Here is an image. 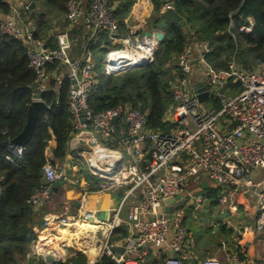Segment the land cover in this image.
<instances>
[{"label": "built area", "instance_id": "built-area-1", "mask_svg": "<svg viewBox=\"0 0 264 264\" xmlns=\"http://www.w3.org/2000/svg\"><path fill=\"white\" fill-rule=\"evenodd\" d=\"M3 2L5 0H0ZM170 7H173L172 1L167 2L163 10ZM27 9L28 6H24V10ZM13 14L16 16L17 11L13 10ZM64 17L69 28L84 25L90 31V42L95 43L105 35L111 43L120 46L102 61L107 75L144 68L154 60L159 45L157 39L121 37L108 0H88L87 3L69 0ZM14 18L0 21V35L20 41L25 47L28 67L36 76L38 89L32 102L42 101L39 92H43L51 80H56V86L62 79L71 82L67 110L72 124V150L77 152L76 156L90 176L83 179L79 171L70 174L48 159L42 170L43 185L27 201L30 206L42 207L51 196L53 185L59 182L79 189L82 203L92 194L123 188L125 201L135 197L124 220L119 217L120 209L106 222L86 212L81 220L104 231L98 258L105 256L115 264H190L185 218L189 209L197 210L203 204L197 194L204 184L221 189L218 204L229 209L237 210L238 195L246 192L252 196L257 207L254 226H245L244 230L254 228L264 233V63L245 70L231 61L225 70H215L207 62L213 52L209 43L189 32L190 42L174 63L182 77L171 92L173 106L167 112L168 131L152 132L146 127L145 114L138 109L118 106L95 113L90 108V95L99 86L97 65L87 48L78 58L72 56V40L67 31L57 32L53 45H49L34 40L33 30L19 26ZM253 26L249 18L241 30L251 33ZM118 54L140 57L142 62L119 68L114 63ZM52 64H57L58 71L47 70ZM197 71H200L198 80L191 81ZM196 84L206 89L207 101H198L192 89ZM206 104L208 108H204ZM81 145L84 149L78 151ZM23 152L24 148H15L4 159L11 163L13 157L20 158ZM199 179L204 181L199 182ZM176 197L179 199L174 204H166ZM175 204H179L178 207ZM75 220L73 216H45L25 259L44 263L45 258L51 256L58 262L61 256L40 250L38 238L49 232V237L55 239L71 224L79 223ZM122 227L126 232L122 241L124 252L116 254L110 237ZM98 258H92L87 264H95ZM227 261L229 264H257L237 253L228 254ZM201 264L221 263L206 259Z\"/></svg>", "mask_w": 264, "mask_h": 264}, {"label": "trees", "instance_id": "trees-1", "mask_svg": "<svg viewBox=\"0 0 264 264\" xmlns=\"http://www.w3.org/2000/svg\"><path fill=\"white\" fill-rule=\"evenodd\" d=\"M68 1L31 0L35 5L31 9L34 24L29 26H33L34 40L53 42L56 33L51 31V18H60ZM113 1L118 4L114 14L120 25L119 35H124L123 19L136 0ZM171 1L175 12L182 17L183 26L170 25L162 29L164 38L150 65L116 76L107 75L102 62L98 63L99 86L89 98L90 108L95 113L127 106L145 114L149 131L164 130L169 124L168 109L173 106L170 88L182 77L174 63L190 42L189 32H194L200 41L209 43L213 52L207 57V62L215 70H225L231 61L245 70L264 63V0H151L158 15ZM30 8L28 6L25 11L29 12ZM10 11L7 3H0V14L9 16ZM249 18L254 22L251 33L240 32ZM154 22L160 26V17ZM47 70L58 71V66L48 65ZM175 74L176 81L173 80ZM60 82L56 86V80H51L49 88L39 92L48 109L44 116H39L23 155L13 157L11 163L6 162L4 157L9 155V150L0 146V264L25 261L39 232L37 212L27 201L43 185L42 170L48 161V143H55L51 149L55 160H64L68 153L72 124L67 96L71 82L69 79ZM34 93H38L36 76L28 67L23 43L0 35V144L22 131ZM210 201L216 205L218 198L211 197ZM125 236V230L118 229L115 237L112 234L111 243ZM56 264H87V257L82 253H62ZM95 264L115 263L101 256Z\"/></svg>", "mask_w": 264, "mask_h": 264}, {"label": "crops", "instance_id": "crops-1", "mask_svg": "<svg viewBox=\"0 0 264 264\" xmlns=\"http://www.w3.org/2000/svg\"><path fill=\"white\" fill-rule=\"evenodd\" d=\"M84 3H87L88 0H82ZM109 7L114 10V13L118 9L117 2L113 0H108ZM5 3H7L10 6V15L4 16L0 14V20H6V19H14L17 21L18 25L21 27H28L29 24H34V21L31 19V15H33V12L31 9L35 8V5L31 7L28 11L24 10V6H29L31 0H5ZM112 5V6H110ZM13 10L17 11V15L13 14ZM163 11V8L161 9V12ZM158 18V14L154 11L153 4L151 0H136L134 5L132 6L129 14L124 17L123 23L125 26V30H123V33H126L124 35H120L121 37H127V36H138L141 40L142 39H153L154 33L157 32V30L160 29V26L155 25V20ZM117 19V18H116ZM53 21L52 32L57 33L61 31H67L71 37L72 40V50L71 54L74 58H78L80 54L84 52V49L87 48V52L92 56L93 60L96 62V65H98L99 62H102L103 56L107 55L111 50L117 49L120 46L118 44L111 43L109 40H107L105 35H101L97 42L91 43L90 38V31L82 24L78 25L75 28H69L64 17V13L61 15L60 18L53 17L51 18ZM118 21V20H117ZM119 23V22H118ZM120 26V25H119ZM33 27V26H32ZM150 32L151 35L149 37L146 36V34ZM121 34V30H120ZM54 41V40H53ZM46 42V40H45ZM49 45H53V42L47 43ZM91 48V49H90ZM125 63V60L118 59L117 62H123ZM122 64V63H121ZM200 76V71L195 72L192 77L191 81H197L198 77ZM73 144L72 140H70L68 144V151L69 153L73 152ZM55 143L54 141H50L48 143V146L46 148L47 157L49 161H53L54 163H57V160H55L52 156L51 149L54 148ZM80 147H84V145H81ZM78 148V151L82 150L81 148ZM76 153H72L71 155H67V157L64 159V168H66V171L70 174L76 173L79 171L82 175V166L83 164L81 161H79V158L76 156ZM69 156V157H68ZM84 165V164H83ZM83 177V175H82ZM90 178L89 174L87 173V177H83V179ZM194 181V180H193ZM204 181V180H198ZM194 183V182H193ZM197 183V182H195ZM66 187L59 188L56 193H52L49 199L44 203V205L40 208H33L35 212H37V223L39 224L37 226L38 230H40L42 226V221L47 215L51 214H58L61 216L71 215L74 217V219L79 220V225L75 226L74 229L75 232L70 233V229L66 231V234L64 236V240L61 241L60 237L61 235H58L54 238H50L49 232H46L44 234L43 238H38L39 243H41L40 250L42 252H51L54 254V256L58 257L61 256L65 252H80L77 248H74L72 244L76 240H86L91 237L90 234H93L95 232L94 226H92L89 223H82L80 220H82V216L84 215V212L86 213H93L96 214L98 212H101L105 210L103 207L105 206L108 211H111V215H109V218L113 217L114 213L120 209V219L124 220L127 217V214L129 212L130 205L135 201V197L129 198L127 201L124 199L125 190L122 188L120 190H116L113 192H103L101 194H92L85 198L83 200V203L81 201V192L79 189H74L73 193H69L73 196V199H71V203L73 206V211L68 213V210L65 206L66 198H62V193L65 190ZM209 188L212 189H219L214 187L213 185L204 184L202 193L204 190H207ZM122 193L123 199L121 201L120 206H116V198H112V196L115 193ZM193 192H197L193 190ZM221 194V189L219 192V195ZM244 195H238L237 202H236V208L235 209H229L228 207H224L218 204L214 205L212 201H209L206 199V201L203 202V204L199 208H204L205 211L215 214L216 218L215 221H218L219 225V236L223 239V242L218 243L217 250H210V245L206 247L202 252H217L221 249H223L222 252H224L226 258L228 254L230 253H237L240 255L241 258H245L248 262L252 263L255 262L257 264H264V233H258L254 228H252L249 231L244 230L245 226H254V220L253 217L256 214V203L254 200H252V196H248V194ZM253 201V202H252ZM118 207V208H117ZM217 209V210H216ZM223 211H228V214L230 216V219L227 217H223ZM224 228V229H223ZM119 229H124L119 228ZM117 230L113 233V237L116 236ZM232 232V237L229 238V235ZM112 236V235H111ZM125 238V237H124ZM76 239V240H75ZM113 239V238H112ZM123 238H117V240H113L112 244L115 245L114 247L120 248L122 246ZM103 242V240H102ZM111 242V237H110ZM102 243L100 246V249L96 252H101ZM82 252H90L89 250H85ZM152 252H158L157 250H153ZM160 252H165L164 250ZM188 252H190V255L192 257V260L190 261V264H201V261L194 257L192 255V252H198L196 251V243L191 239L189 236V244H188ZM67 255V254H66ZM94 259L95 257H91V259ZM34 263V261H28L25 259L21 262V264H29Z\"/></svg>", "mask_w": 264, "mask_h": 264}, {"label": "rangeland", "instance_id": "rangeland-1", "mask_svg": "<svg viewBox=\"0 0 264 264\" xmlns=\"http://www.w3.org/2000/svg\"><path fill=\"white\" fill-rule=\"evenodd\" d=\"M66 4H65V7H66ZM29 27L32 29L31 26H29ZM242 27H244V26H242ZM239 31L242 32L241 29ZM123 34H126V33H123ZM113 51H115V49ZM106 57L107 56L104 55L102 58V61H105ZM133 70H136V69L131 68L129 70H126L124 72H120V73L116 74V76L124 75L125 73L131 72ZM176 73H179V72H176ZM176 75L177 74H175V76L173 75V80L176 78ZM175 81H176V79H175ZM173 87H174V85H173ZM173 87L170 88V92H172ZM48 88H49V83L45 86L44 91L47 90ZM208 107H209L208 104L204 105V108H208ZM80 148L84 149V147H80ZM72 153H75V152L71 151L69 153V151H68V153L66 154V157L68 154L71 155ZM57 164L61 169H66V168H64V160H62V161L57 160ZM81 166L83 168V170H82L83 177H87L88 171H87L86 167L83 164H81ZM210 185L211 184L209 183V186ZM73 190L74 189L72 187H66V191L64 190L62 193V198L63 197L66 198L65 206L68 210V213L72 212L74 209L72 206V203H71V199H73V196L69 194V193H73ZM219 192H220V189L209 188L207 190H204L202 193L197 194V196H199L203 202L206 201V199H208L210 201V198L211 197H217L219 195ZM245 195H246V192H244V197H247ZM192 206L193 207L195 206L194 199H193V205ZM66 216L72 217L71 215H66ZM222 216L230 219L228 211H223ZM215 218H216L215 214H211V213L205 211L204 208H198L197 210H194V208H191L186 213L185 225L187 227L189 236L194 241V243H196V251H198V252H192V255L194 257H196L197 259H199L201 262L206 260V259H215L218 262H220L221 264H229L224 252H222L223 249H221V248L219 251L214 252V253L211 252L210 254H209V252H202L204 249H206V247L208 245H210V248H209L210 250H217L218 249V247H217L218 243L223 242V239L221 238V236H219V232H220L219 228L220 227L218 225V221L217 222L215 221ZM75 222L77 223V219L75 220ZM74 228H75L74 224H71V226H69L67 229H70L71 230L70 233H71V232H75L76 229H74ZM103 233H104V231H101L100 229H95V232L93 234H90L91 235L90 238H88L86 240H76L75 239L76 241H74L72 246L74 248H77L80 252H65V253L66 254L82 253V254L86 255L87 262H89L91 260V257L98 258L100 252H96V251L100 249V246H101V243L103 240V236H104ZM230 237H232V232L229 235V238ZM85 250L86 251L89 250L90 252H82Z\"/></svg>", "mask_w": 264, "mask_h": 264}, {"label": "water", "instance_id": "water-1", "mask_svg": "<svg viewBox=\"0 0 264 264\" xmlns=\"http://www.w3.org/2000/svg\"><path fill=\"white\" fill-rule=\"evenodd\" d=\"M33 5L34 4L31 3L30 7H33ZM158 17H160V19H161L160 29L154 33V36L159 43L162 42V40L164 38V33L162 32V29H164L165 27L170 26V25L183 26L182 17L179 16L175 12L173 7H170L166 10H163L158 15ZM150 35H151L150 32H148L146 34L147 37H149ZM72 84L75 85V80H72ZM192 89H193L194 94L196 95V97L200 103L207 101L208 93L206 92V89L203 86L196 84L192 87ZM47 109L48 108L43 101L31 102V104L27 110L26 121H25V124L23 126L22 131L16 137L11 139L10 141L2 142L0 144V146L7 147L8 150L11 152L15 148H18V147L25 148L27 146V144L30 142V140L32 139V136H33L34 131H35L36 123L39 119V116H44ZM168 128H169L168 126L165 127V132L168 131ZM63 187H64L63 183H60V182L55 183L52 187V193H56V191L59 188H63ZM114 197L117 199L115 202V205L119 207L121 204V201L123 199V194L118 192L112 196V198H114ZM178 199H179V197H176V198H174V200L167 201L166 204H174V202ZM182 202H183V200L180 203H182ZM178 205L175 204V207H178ZM103 208L105 210L98 212L96 214V217L99 220L106 222L109 220V215H111L112 212L108 211L105 206ZM167 211H168V209H167ZM169 211H171V210H169ZM112 249L116 254H122L124 252L123 247H120V248L113 247ZM56 263L57 262L51 256H48L45 258L44 264H56Z\"/></svg>", "mask_w": 264, "mask_h": 264}, {"label": "bare ground", "instance_id": "bare-ground-1", "mask_svg": "<svg viewBox=\"0 0 264 264\" xmlns=\"http://www.w3.org/2000/svg\"><path fill=\"white\" fill-rule=\"evenodd\" d=\"M116 59L114 60V63L119 67V68H127V67H130V66H133V65H137V64H139V63H141L142 62V59L140 58V57H135V56H133V57H126V56H122V55H116ZM118 59H124L125 60V63H124V61L123 62H120V63H118L117 62V60ZM122 63V64H121ZM83 223H89V222H86V221H84ZM77 225H79V224H74V226H77ZM95 227V226H94ZM68 230V229H67ZM67 230H64L63 232H62V235H61V237H60V240L61 241H63L64 240V236H65V234H66V231Z\"/></svg>", "mask_w": 264, "mask_h": 264}]
</instances>
